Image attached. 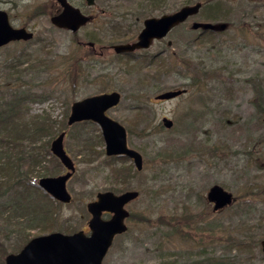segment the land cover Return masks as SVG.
<instances>
[{
	"label": "rangeland",
	"instance_id": "rangeland-1",
	"mask_svg": "<svg viewBox=\"0 0 264 264\" xmlns=\"http://www.w3.org/2000/svg\"><path fill=\"white\" fill-rule=\"evenodd\" d=\"M67 1L93 22L73 33L50 21L57 0H0L10 25L32 33L0 48V124L15 127L1 136L0 163L27 171L30 152L39 160L22 184L0 165V264L40 235H89L87 204L97 193L127 190L138 191L125 206L127 231L101 264H264V0L206 3L161 43L120 54L109 46L135 40L145 19L186 1ZM194 22L215 25L212 35H200ZM181 88L186 93L174 99L156 98ZM111 92L120 97L107 115L142 155L140 171L125 156L105 154L95 122L67 125L74 102ZM61 132L75 168L68 203L38 185L66 173L50 152ZM214 185L233 197L221 209L207 199Z\"/></svg>",
	"mask_w": 264,
	"mask_h": 264
},
{
	"label": "water",
	"instance_id": "water-1",
	"mask_svg": "<svg viewBox=\"0 0 264 264\" xmlns=\"http://www.w3.org/2000/svg\"><path fill=\"white\" fill-rule=\"evenodd\" d=\"M61 11L51 15L50 21L53 25L62 29H70L75 33L81 26L86 25L92 16L84 15L78 7L72 6L67 0H57ZM86 4L92 6L94 0H85ZM202 4L197 2L193 5H184L176 12L163 14L161 17H151L143 21V28L138 34L136 42L130 44H119L112 46L115 52L131 53L136 49L148 48L154 39H162L173 27L183 24L189 17L199 12ZM202 27L203 30H212L215 25L205 22L201 24L194 22L192 29ZM221 29L224 25L219 26ZM32 37L31 32L25 28H14L10 25L7 13L0 10V48L11 41L27 40ZM184 90L176 89L165 91L156 96L157 99H174L181 95ZM118 92L102 93L83 98L72 104L67 125L80 121H93L99 125L105 145L107 156H127L140 171L143 168L142 155L128 146L126 143L125 127L111 119L107 110L116 106L119 102ZM264 116V115H263ZM264 120V117H263ZM164 126L171 127L172 121L163 118ZM64 132H61L50 143V152L65 167L66 173L53 177H41L38 185L55 200L62 203L70 202V194L66 189V181L75 171L74 163L68 156L64 145ZM138 191L127 190L120 194L111 191L97 193L95 200L89 202L86 209L91 214L88 220L90 234L76 231L72 234L51 232L30 239L17 253L7 254L4 258L5 264H101L107 255V250L113 244V239L118 234L125 233V219L129 216L125 209L129 201L136 199ZM207 199L214 205V209H221L232 202L233 197L220 186L214 185L207 192ZM110 217L103 218L104 213ZM264 253V240L260 242Z\"/></svg>",
	"mask_w": 264,
	"mask_h": 264
},
{
	"label": "trees",
	"instance_id": "trees-1",
	"mask_svg": "<svg viewBox=\"0 0 264 264\" xmlns=\"http://www.w3.org/2000/svg\"><path fill=\"white\" fill-rule=\"evenodd\" d=\"M186 2L184 3V5H189V3L190 2H192L191 0H185ZM213 1H215V0H196L195 1V3H197V2H200L201 4H202V6H204V4H208V3H212ZM201 6V7H202ZM115 25H117V24H115ZM113 28L112 29H116V26H112ZM205 34H209V35H212V32H210V31H207V30H205L204 32H203V34H200V35H203V36H205ZM122 37H124V38H127L128 37V33H122V35H121ZM7 126H9L8 124L6 125V124H3V126L0 124V141H1V144H3V142H2V139H3V137H1L2 136V134H4V135H6V133L9 131V133H10V130L11 129H13V128H15V127H11V129L10 128H8ZM10 127V126H9ZM23 130H28V129H23ZM14 131H16V130H14ZM36 131L37 132H39V127H37V128H35V129H33V132H35L36 133ZM9 135H12V134H7L6 135V137H8ZM13 136V135H12ZM27 153H29V152H27ZM52 154V153H51ZM23 155H25L24 153H23ZM9 155H7V156H4L3 158H5L6 160H9V159H7L6 157H8ZM9 157H11V156H9ZM20 157V156H19ZM52 157L53 158H56L53 154H52ZM126 157V156H125ZM128 158V157H127ZM57 159V158H56ZM27 160H29L30 162H27L28 163V166H27V171H23L19 166H17L16 164H13V162H5V164L3 165L2 163H0V165H3V167H4V171H2V174H4V175H6L7 173H10V176H11V178H13L12 179V182L13 183H23V181H22V179L24 178V176L25 175H27L28 173H30V172H32L33 170H34V167L36 166V164L37 163H39V160L37 159V158H35V154H33L32 152H30V154L28 155V157H27ZM58 160V159H57ZM60 162V161H59ZM9 164L10 163V166L8 165V166H6V164ZM15 165V166H14ZM12 168H14V170H12ZM38 174H39V176L40 175H44V174H46V173H40L39 171H38ZM11 178H9V179H11Z\"/></svg>",
	"mask_w": 264,
	"mask_h": 264
},
{
	"label": "flooded vegetation",
	"instance_id": "flooded-vegetation-1",
	"mask_svg": "<svg viewBox=\"0 0 264 264\" xmlns=\"http://www.w3.org/2000/svg\"><path fill=\"white\" fill-rule=\"evenodd\" d=\"M52 2V1H51ZM89 6V5H88ZM61 11V6H59L58 5V3H57V7L54 9V11H51V15L53 14V15H55V14H57L58 12H60ZM54 12V13H53ZM104 11H102V13H103ZM89 16V15H88ZM94 15L92 16V19L90 20V21H88L87 23H86V25L87 24H90V23H92L93 22V20H94ZM86 25H84V26H86ZM83 26V27H84ZM19 28H25V27H19ZM26 29V28H25ZM194 30H199V29H194ZM214 29H212V30H207V31H213ZM171 31V30H170ZM203 32H204V30H203ZM202 32V29H201V33H203ZM140 33V32H139ZM138 33V34H139ZM169 33V32H168ZM168 33H167V35H168ZM138 34H137V36H136V39L135 40H132V41H130V42H125V43H122L121 42V44H130V43H133V42H136L137 41V38H138ZM167 35L165 36V37H162V39H159V40H157V39H154L153 41H152V43L154 42V41H157V42H162V40L163 39H165L166 37H167ZM12 42H17V41H11V42H9V43H12ZM8 43V44H9ZM88 43H90V42H88ZM152 43L150 44V46L148 47V48H150L151 47V45H152ZM90 45V48H93V49H95L94 48V44L93 43H90L89 44ZM166 45L168 46V47H170V48H172V45H171V41H166ZM110 48H112L113 49V47H112V45H110L109 46ZM148 48H141V49H136V50H134V51H140V50H145V49H148ZM134 51H131V52H134ZM165 52H167L168 53V50L167 49H163L162 51H159V52H157L156 53V55H160V56H163V54L165 53ZM175 51H173V49H171V51H170V53H169V56L172 58V60L174 59V57H175ZM155 55V56H156ZM170 63V62H169ZM176 90V89H175ZM174 90V91H175ZM181 90H184V92L182 93V94H184V93H186V91H187V88L186 89H184V88H181ZM162 122H163V125H164V121H163V119H162ZM172 125H173V122H172ZM165 127V126H164ZM172 127V126H171ZM171 127H169V128H171ZM166 128V127H165ZM168 128V127H167ZM126 143H127V141H126ZM129 146V145H128ZM130 147V146H129ZM131 148V147H130ZM131 161V160H130ZM132 162V161H131ZM132 164H133V162H132ZM135 166V165H134ZM136 169V168H135ZM137 170V169H136ZM106 213V212H105ZM106 215H107V218H108V216L110 217V214L109 213H106Z\"/></svg>",
	"mask_w": 264,
	"mask_h": 264
},
{
	"label": "bare ground",
	"instance_id": "bare-ground-1",
	"mask_svg": "<svg viewBox=\"0 0 264 264\" xmlns=\"http://www.w3.org/2000/svg\"><path fill=\"white\" fill-rule=\"evenodd\" d=\"M113 156H118V155H113ZM113 156H112V157H113ZM124 156H125V155H124ZM124 156H122V157H124ZM126 157H127V156H126ZM128 158H129V157H128ZM129 159H130V158H129Z\"/></svg>",
	"mask_w": 264,
	"mask_h": 264
}]
</instances>
